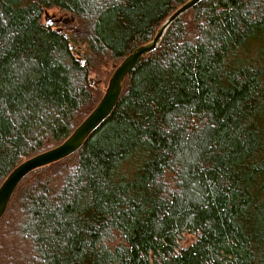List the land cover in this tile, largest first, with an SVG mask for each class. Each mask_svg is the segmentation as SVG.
I'll use <instances>...</instances> for the list:
<instances>
[{"label":"trees","instance_id":"trees-1","mask_svg":"<svg viewBox=\"0 0 264 264\" xmlns=\"http://www.w3.org/2000/svg\"><path fill=\"white\" fill-rule=\"evenodd\" d=\"M188 1L0 0V186L93 111L102 59L121 63ZM51 9L87 32L83 64L43 23ZM0 264H264V0L175 20L83 146L17 187Z\"/></svg>","mask_w":264,"mask_h":264},{"label":"water","instance_id":"water-1","mask_svg":"<svg viewBox=\"0 0 264 264\" xmlns=\"http://www.w3.org/2000/svg\"><path fill=\"white\" fill-rule=\"evenodd\" d=\"M202 1L189 0L186 2L160 26L151 42L139 46L122 60L113 72L108 86L97 106L64 142L53 149L22 162L9 173L0 186V220L5 214L17 187L28 175L36 170L68 158L83 146L86 139L103 123L115 108L122 93L123 82L127 76L146 56L156 50L167 28L175 20ZM45 23L46 25H50L49 22Z\"/></svg>","mask_w":264,"mask_h":264},{"label":"rangeland","instance_id":"rangeland-1","mask_svg":"<svg viewBox=\"0 0 264 264\" xmlns=\"http://www.w3.org/2000/svg\"><path fill=\"white\" fill-rule=\"evenodd\" d=\"M42 21L43 23L49 22L52 28H60L59 30L64 31L63 34L65 36H69L70 48L75 51L76 57L80 59V62L83 64V55L86 46L84 39L87 37V32L80 26L76 17L70 13H61L55 9H51L45 12ZM58 25L60 26L58 27ZM102 60L103 61L99 62V67H97V69H95L94 72L90 74L89 78L92 82H94V84L96 82H101L99 83L100 85L97 86L103 94L108 86V82L113 72L119 66L120 63L114 64V62L107 57ZM191 240L192 237L186 235L183 237L181 245L185 246L190 243Z\"/></svg>","mask_w":264,"mask_h":264}]
</instances>
